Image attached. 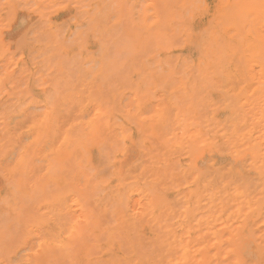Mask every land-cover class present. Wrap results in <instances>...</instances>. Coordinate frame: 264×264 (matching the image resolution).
Instances as JSON below:
<instances>
[{
  "label": "rangeland",
  "instance_id": "obj_1",
  "mask_svg": "<svg viewBox=\"0 0 264 264\" xmlns=\"http://www.w3.org/2000/svg\"><path fill=\"white\" fill-rule=\"evenodd\" d=\"M7 1L8 0H2L0 3V264H18V259L22 256L24 261L22 258L21 261L25 264H28L29 261L43 263L45 260L46 262H54L55 260V262H58V259L60 260L61 258L63 260L65 258L62 257V255L64 256L65 249L68 246H75L76 244L87 242L92 244H113L118 248L122 245L128 246L136 245L138 243L139 245L147 246H150L151 243L152 245H172L177 244L179 240V243L181 244L191 243L190 245L192 247L195 245L194 247L196 248L193 247L191 262L185 264H235L232 248L241 242V227L240 224H238L240 223L239 220H241L238 209L240 205H238L240 196L236 193V184L234 182H224L221 180L211 181L210 174L215 168L214 163L218 161L220 165H224L225 172H223V174L228 175L226 173L228 163L232 162L236 168H238V166L241 167L243 162H245V158L250 157V154L248 153L243 158L238 159L231 155V151L229 152L226 150L227 148L223 149L216 147L215 141L212 139L210 140L209 137L213 134L218 144L223 142L227 139L226 135L230 131H233V120H239L240 117L244 116L243 118L247 119L249 123L253 122V124H251L253 128L251 134L257 138L261 145L262 152L264 153V119L261 118L257 120L260 115V109L264 108V88H261V85H264V75H261L264 71L260 69L258 71L257 66L260 68L259 65H257L256 62H251L249 68L242 69L240 67L236 70L224 69L221 73L220 69L213 70V68L205 67L204 64L199 65L197 62L199 61V54L192 52L189 47L183 49V46L181 45L182 42H179V44H177L178 47L174 49V52L170 53H162L161 50L156 47V44H154V46L151 45V49L147 48V44L150 46L153 40L152 32L156 31L155 28H157L156 26H158V24L146 25L145 20L150 24L155 21L156 17L159 19L162 18L161 20H164V18L168 20L170 17V10H174L175 7L174 2L170 0H167L166 2L163 0H153L149 2L148 0L147 7L142 0H9L11 3ZM78 1H80V3ZM145 2L147 1L145 0ZM153 8L154 11L152 10ZM146 10L150 13L143 14L147 12ZM151 10L153 13H151ZM192 12V4L187 8H178L176 11L177 18H188ZM97 13L99 15H97ZM98 16H100V18L103 16L104 19L101 20ZM173 16H175V14L171 17ZM21 18H25L27 21L25 20L23 22ZM105 19H107V21H104ZM129 20L130 22H128ZM170 21L171 20L168 21V25L166 22V25L170 28L167 31L170 33H178V27L175 25L177 28L174 29V24L169 25ZM127 22L129 24L124 25ZM132 24L134 26H132ZM260 26V33L264 35V25ZM127 27L130 28L127 29ZM109 28L115 30L112 31L116 32V36L114 33L112 34V31ZM200 28L201 27L199 26V29ZM106 30L109 31L107 36L105 35L107 32ZM118 30L120 32H118ZM60 31L62 33H60ZM234 32L235 30H231L230 34H233ZM129 33H132V35ZM51 34H54V36ZM104 36L107 38L105 39ZM45 37L47 38L45 39ZM92 37L94 39H92ZM121 37H123V39ZM124 37L127 39L125 40ZM176 37L177 36H174V38ZM109 38L111 40H108ZM118 39L120 40L118 41ZM121 39L124 43L121 42ZM65 42H67V44H65ZM110 45H112L110 49L115 51L113 53L114 55H112L113 57L110 56L111 53L110 50H108ZM86 47H88V49H86ZM120 47L127 52L123 49L121 50ZM142 48H144L143 51ZM145 49H150L151 51L149 50L147 52ZM122 51L125 53L122 54ZM138 52L140 54H146L147 56H135ZM39 54H42V56ZM46 55L48 58L45 57ZM54 55L56 57H54ZM121 55L125 57L122 56V58L119 59ZM66 57L67 59H65ZM137 57L140 58L141 65L137 64L139 62ZM141 57L143 58L141 59ZM235 57L236 61H240L239 56L236 55ZM129 58H132V60ZM168 59L170 62H172L171 59L173 61L175 59V61L170 63L168 62ZM134 60L138 62L135 64ZM16 61L18 64H16ZM63 61L65 63H63ZM75 61H78V63ZM240 62L238 63L241 64ZM66 63L67 65L70 64L69 68L70 66L76 67L77 64L79 69L75 67L72 68L73 70L71 68L69 69ZM125 63L126 65L128 64V68L129 66L131 67L128 70L132 71L133 69L131 72L133 75H131L130 72H127L128 70L127 66L125 68ZM55 64L57 67H55ZM121 68H124V72L126 69L127 74H123V77L126 76L125 81L126 79L128 80L126 83L122 74L120 75L123 79L122 82L124 85H122V82L118 81L117 78L120 73H123ZM55 69L56 71H54ZM50 71L54 72L52 73ZM115 71L118 74H116ZM57 72L58 76L56 75ZM100 73L102 74L99 75ZM110 73L113 75L111 76ZM97 76L100 77V80L98 79V81L96 80ZM114 76H116L114 78L115 82L112 79H109ZM54 77L55 79H53ZM51 78L52 81L50 80ZM60 79L62 80L60 81ZM69 79L72 82H70ZM76 79L78 81L80 80V85ZM130 79L132 80L130 81ZM142 79L143 81L141 82ZM225 79L226 81H224ZM106 80H108L107 82L109 85L105 83ZM119 80H121V78ZM235 80L239 82H237L239 85L235 83ZM63 81H65V84ZM88 81L89 83H87ZM66 82L68 83L66 84ZM104 83L106 86L110 87L109 91H111V88L114 90L108 92V89L106 90V87H103L105 86ZM256 83L257 85L254 87ZM61 84L63 87H61ZM70 84H72L73 87ZM100 84L102 87L99 88ZM125 84L128 86L126 87ZM58 85H60V88ZM65 85L71 89L67 90ZM120 85H122V87L119 89ZM130 85L132 86L130 87ZM167 86H169V88ZM61 88H65L67 91H63ZM198 88L200 90H197ZM222 88H224V90ZM245 89H247V92ZM103 90L105 91L104 93ZM251 90L252 93H249ZM116 91H119L120 93H116ZM225 91L230 95H225ZM107 92L108 94L112 93L114 100L115 97L117 98L116 101L112 100L113 96L111 99L110 95H107ZM98 93L102 94L105 99L103 97L97 99L96 97H98ZM231 95L232 97H230ZM91 96H94L95 98H91ZM233 96L235 98L234 104L232 103L234 99ZM245 98H248V100H245ZM137 99L139 102L136 101ZM108 100L114 102L107 103ZM236 101L237 104L235 105ZM132 102L133 104L137 103L133 105ZM229 102L231 109L229 108ZM75 103L77 104L76 107ZM109 103H111L112 106ZM114 103L115 106L120 107V109H116ZM118 104H120V106H117ZM45 105L52 109L47 110L48 108H46ZM95 106L99 109L101 108V111L98 112V109L96 112L95 109L97 108H95ZM137 108H140L139 111ZM45 110L48 111L47 115H45ZM38 111L40 114L37 113ZM49 111H51L52 114ZM172 111L174 112L173 114ZM60 114L62 115L60 116ZM86 114H90V116H87ZM91 114L92 116L93 114L95 115L91 117ZM49 115L50 118L48 117ZM103 115L106 116L104 117ZM87 118H90V120L88 121ZM170 118H174V120L172 119L173 122ZM59 119L62 120V122ZM133 120H135L134 123ZM159 123H161L160 126H158L160 131L157 128ZM169 123H172L170 124V126H172L171 128H167L169 127ZM226 123L228 124L226 125ZM45 125H48V127L45 128ZM183 125H185V127H183ZM87 126L88 128H86ZM240 126H243V122L240 123L239 128ZM244 127L239 131H245ZM167 129H169V131ZM180 129H182L181 132ZM187 129L189 131H187ZM224 132L225 135L223 134ZM170 133H173V137L169 136ZM56 136L58 137V140ZM63 136L64 139H62ZM109 138L111 140H109ZM115 138L118 143L114 142ZM51 140L54 143L49 142ZM105 140L106 143H103ZM107 141H109L111 145L109 142V144H107ZM157 143H159L161 147H159ZM106 144L111 146L114 152L110 151L111 147L108 146L110 149L104 147ZM99 146H103L105 149L103 147L99 148ZM78 147L79 150H77ZM116 148L118 149L116 150ZM102 149H104L105 153H103L105 155L107 153L106 157L101 154V156H104L102 158H106L105 161H108L109 165L107 166H111L110 168L113 167V170H109V167L107 169L110 171V174L108 175L109 177L106 176L108 173L107 170L105 171L103 169L106 167L107 162L106 164L100 162L101 157L98 153H101L103 151ZM182 149L184 150L181 151ZM175 150H179L180 152L178 151L179 153H176ZM161 151L163 152L160 153ZM172 152L173 154H171ZM26 153L28 154L25 155ZM77 154H81V157ZM110 154H113V156ZM224 154H226V156ZM19 155L22 156L19 157ZM85 156L86 158H84ZM107 156H109V159ZM15 157L17 160H15ZM73 158L74 160H77L76 163ZM71 160L73 162H71ZM248 162L249 161H246V172L255 176L256 172L254 169L253 171L250 169L252 166L249 165ZM42 164L44 166H42ZM178 166L180 169L177 168ZM17 172L19 175L15 174ZM2 174L4 176H2ZM189 174H192V176ZM65 178L66 182L64 181ZM134 179L136 181H134ZM52 182L55 183V185L52 184ZM60 182L62 183L60 184ZM72 183H74V185ZM51 185L53 188L58 189L54 190L52 188L53 192ZM23 186L26 187L24 188ZM74 190H76V192ZM76 193L82 199L78 196L76 199L74 197L77 195ZM138 194L139 196L142 195V198L139 201L140 205H138ZM124 195H126L125 198H123ZM67 196L71 198V201L76 199L74 200L76 203L71 202ZM182 197L184 200H182ZM146 198L149 199L147 200ZM33 201L35 202L32 203ZM91 202L93 204H91ZM175 202L178 204H175ZM31 203L34 204V206L30 205ZM47 205L50 210H46ZM179 205L185 209H181ZM55 208H58L56 209L58 211V216H56L57 214L53 216ZM135 208L136 210L134 212ZM72 209H74V211H80L78 214H81V216L85 218L81 216L77 218L78 214L76 212L74 213ZM96 209L99 210V213ZM51 211L53 214H50ZM107 212H110L109 214L112 215L111 217L114 219L112 222L110 221L111 218L107 216ZM232 212L234 214H232ZM68 213H71V215L67 216L66 214ZM102 213H104L105 216L104 214L102 215ZM256 215L251 216L252 219L254 218L252 221L253 225H251V233L249 230H246L245 232L250 234L254 240V242L253 240L250 242V245H252L251 248L253 249L258 245H264V209ZM60 216L66 217L61 218ZM170 216H173V218ZM56 217L57 219H55ZM103 217L106 219H102ZM163 217L165 219L162 220ZM63 218L64 220H62ZM73 218H77V220L75 219L77 222H72L71 219ZM20 219L23 220L21 221ZM46 219L51 220L49 221L50 224ZM66 219L68 221H66ZM179 220L182 221L180 222ZM188 221L189 223H187ZM21 222L23 224H20ZM104 222L105 224H103ZM155 222L156 224H160L155 225ZM63 223L65 224L63 225ZM223 223H227V225H221ZM175 224L181 225L182 227H178ZM187 225L190 229L186 228ZM70 226L73 228L71 229ZM205 226L208 230H205ZM84 227H86V230ZM45 228L46 231L44 230ZM60 228L61 232L59 233ZM65 228H67V230ZM56 229L58 232H55ZM189 230L191 231V234L187 233ZM66 232L69 233L67 234ZM44 233L45 235L43 236ZM86 233L89 234L88 240L86 236L88 234ZM179 233L180 236L178 235ZM102 234L103 236L105 235L104 238L106 240L101 239V237H103ZM134 234L137 235V239H135L136 235ZM142 234L144 236H142ZM207 234L208 236H206ZM91 235L94 238H92ZM216 236L218 239L214 240ZM43 237H48V239L46 238L44 240ZM58 237L60 239H58ZM62 237H64V239ZM170 237H173L174 239H171ZM36 238L42 242L41 246ZM177 238L178 240H176ZM184 238H188L186 240L187 243L185 241L183 242V240H185ZM53 239L57 241L60 240L61 242L65 240L66 243L60 242L56 244L57 242ZM145 239L147 243L144 241ZM201 239L204 240L203 242L207 243L201 245L200 243H203L202 241H199ZM171 240L173 243H171ZM196 243L198 244L196 245ZM14 244L16 245L13 246ZM38 244L39 246H37ZM35 245L37 246V249L35 248ZM57 246L61 252L58 249L54 251ZM27 247L29 248L27 249ZM218 249L220 253L219 256L216 257L214 253ZM10 250L13 251L11 252ZM57 251H59V254H57ZM44 256H46V259ZM17 257L18 259H15ZM52 257L55 259L54 261ZM16 260L18 261L16 262ZM21 261L19 264H23Z\"/></svg>",
  "mask_w": 264,
  "mask_h": 264
},
{
  "label": "bare ground",
  "instance_id": "obj_2",
  "mask_svg": "<svg viewBox=\"0 0 264 264\" xmlns=\"http://www.w3.org/2000/svg\"><path fill=\"white\" fill-rule=\"evenodd\" d=\"M1 1L2 0H0V3H1ZM9 1V0H8ZM7 1V2H8ZM13 1V0H12ZM83 1V0H82ZM142 1H144V4H146L145 6L147 7V3H148V0H146L147 2H145V0H142ZM150 1H153V0H149V2ZM163 1H167V0H163ZM170 1H172V2H174V10H170V17H169V19L167 20L166 18H164V20H161V19H159V18H155V21H153V23H148V22H146V20H145V24L146 25H154V24H158V26H156L157 28H155V32H152L153 33V40H152V42H151V39H150V42H151V44H150V46H148L149 44H147V48H150L151 47V45L152 46H154V44H156V47L158 48V49H160L161 50V52L162 53H170V52H174V49L175 48H177L178 47V45L177 44H179V42H182V48L183 49H185V48H187V47H189L190 49H191V51L192 52H196V53H198L199 54V58H198V60L199 61H197L198 62V64L199 65H202V64H204L205 65V67H207V68H213V70H218V69H220L221 70V73L224 71V69H228V70H236L237 68H244V69H246V68H249V66L251 65V62H256V64L257 65H259V67L260 68H258V66H257V69H258V71H259V69L260 70H262V71H264V35L263 34H261L260 32H261V26L260 25H264V0H170ZM198 1H200V2H198ZM10 3H11V1H9ZM74 2V1H73ZM79 3H80V1H78ZM14 3V2H13ZM55 3V2H54ZM36 4H38V3H36ZM40 4H41V2H40ZM57 4V3H56ZM66 4V3H65ZM138 4H139V2H138ZM142 4V3H141ZM190 4H192L193 5V12H192V14H190V16L187 18H183V19H179V18H177V13H176V11H177V9L179 8H183V7H189V5ZM64 5V4H63ZM144 6V5H143ZM150 7V6H149ZM148 7V8H149ZM42 8H43V6H42ZM47 8H48V6H47ZM46 8V9H47ZM144 8V7H143ZM143 8H142V10H143ZM147 8V9H148ZM150 9V8H149ZM48 10V9H47ZM63 10V9H62ZM153 11H154V8L152 9ZM151 10V13H153V11ZM2 11V10H1ZM45 11V10H44ZM50 11V10H49ZM147 11V10H146ZM185 11V10H184ZM142 12V11H141ZM143 12H145V11H143ZM156 12V11H155ZM1 13V12H0ZM146 13H150L149 11H147V12H145V13H143V14H146ZM175 14V16H173V17H171L172 15H174ZM97 15H99L98 13H97ZM104 15V14H103ZM138 15V14H137ZM136 15V16H137ZM150 15V14H149ZM24 16V15H23ZM23 16H22V18H23ZM105 16V15H104ZM152 16V15H151ZM99 17V19H101V20H103L104 19V17L102 16V18H100V16H98ZM98 17H97V19H98ZM153 17V16H152ZM21 18V20H23V22L26 20L27 21V19H25L26 18V15H25V18L24 19H22ZM99 19H98V21H99ZM126 19V18H125ZM153 19V18H152ZM127 20V19H126ZM137 20V19H136ZM144 20V19H143ZM154 20V19H153ZM169 20H171L170 22H169V25H173L174 24V29H176L177 27H178V33H170V32H168L167 30L168 29H170V28H168V21ZM97 21V20H96ZM104 21H107V19H105ZM132 21V20H131ZM47 22H48V20H47ZM93 22V21H92ZM111 22V21H110ZM109 22V23H110ZM113 22V21H112ZM128 22H130V20L128 21ZM125 23L124 25H126V24H129V23ZM135 22V21H134ZM141 22V21H140ZM166 22H167V25H166ZM53 23V22H52ZM108 23V24H109ZM139 23V22H138ZM47 24V23H46ZM87 24V23H86ZM114 24V23H113ZM140 24V23H139ZM101 25H102V23H101ZM101 25H100V27H101ZM142 25V24H141ZM177 27H176V26ZM85 26V25H84ZM118 26H120V25H118ZM132 26H134L133 24H132ZM199 26L201 27L200 29H199ZM61 27V26H60ZM103 27V26H102ZM123 27V26H122ZM137 27V26H136ZM139 27V26H138ZM92 28V27H91ZM98 28H99V26H98ZM118 29H119V27H117ZM126 28V27H125ZM128 28H130V27H127V29ZM3 29V28H2ZM56 29V28H55ZM110 29V28H109ZM142 29H144V28H142ZM58 30V29H57ZM85 30V29H84ZM83 30V31H84ZM111 30V29H110ZM112 30H114V29H112ZM111 30V31H112ZM117 30V29H116ZM119 30H121V29H119ZM118 30V32H120ZM126 30V29H125ZM231 30H235V32L233 33V34H230V31ZM1 31H3V30H1ZM103 31V30H102ZM107 31V30H106ZM115 31V30H114ZM151 31V30H150ZM171 31V30H170ZM4 32V31H3ZM33 32V31H32ZM64 32V31H63ZM109 31H107L106 32V36H107V33H108ZM264 32V31H263ZM5 33V32H4ZM60 33H62L61 31H60ZM59 33V34H60ZM76 33V32H75ZM100 33H101V31H100ZM114 33V35H115V33L116 32H113L112 31V34ZM128 33V32H127ZM42 34V33H41ZM119 34V33H118ZM130 35H132V33H129ZM135 34V33H134ZM149 34H151V33H149ZM179 36H178V35ZM51 35H53L54 36V34H51ZM62 35V34H61ZM60 35V36H61ZM113 35V36H114ZM1 36V35H0ZM37 36H39V35H37ZM50 36V35H49ZM55 36H56V34H55ZM106 36H104L105 37V39L107 38ZM116 36V35H115ZM174 36H177L176 38H174ZM90 37V36H89ZM127 37V36H126ZM126 37H124L125 38V40L127 39ZM5 38V37H4ZM7 38V37H6ZM43 38V37H42ZM47 37H45V39H46ZM56 38V37H55ZM122 39H123V37H121ZM142 38V37H141ZM61 39V38H60ZM92 39H94L93 37H92ZM111 39H112V37H111ZM110 38L108 39V40H111ZM122 39H121V42H123L122 41ZM143 39V38H142ZM42 40V39H41ZM44 40V39H43ZM107 40V41H108ZM115 40V39H114ZM120 39H118V41H119ZM135 40H137V39H135ZM61 41V40H60ZM66 41V40H65ZM41 42V41H40ZM80 42V41H79ZM95 42V41H94ZM99 42V41H98ZM113 42V41H112ZM126 42V41H125ZM55 43V42H54ZM109 43H110V41H109ZM118 43H120V42H118ZM124 43V42H123ZM140 43V42H139ZM138 43V44H139ZM1 44V43H0ZM65 44H67V42H65ZM73 44H74V42H73ZM72 44V45H73ZM112 44V43H111ZM68 45H69V43H68ZM112 45H114V44H112ZM112 45H110L109 46V49L108 50H110V53H111V55L110 56H112V55H114L113 53L115 52V51H113V50H111L110 48L112 47ZM116 45V44H115ZM121 45V44H120ZM2 46V45H1ZM14 46V45H13ZM12 46V47H13ZM67 46V45H66ZM82 46V45H81ZM85 46H87V45H85ZM3 47V46H2ZM30 47V46H29ZM115 47V46H114ZM113 47V48H114ZM144 47V46H143ZM70 48H72V47H70ZM80 48V47H79ZM78 48V49H79ZM103 48V47H102ZM105 48H106V46H105ZM121 48V47H120ZM8 49V48H7ZM49 49V48H48ZM78 49H76V50H78ZM86 49H88V47H86ZM117 49H119V48H117ZM123 48H121V50H122ZM143 49L144 48H142V51H143ZM151 49V48H150ZM149 49V50H150ZM29 50H30V48H29ZM35 50V49H34ZM59 50V49H58ZM107 50V51H108ZM120 50V49H119ZM124 50V49H123ZM145 50H147V49H145ZM149 50H147V52L149 51ZM153 50V49H152ZM61 51V50H60ZM112 51V52H111ZM125 51V50H124ZM151 51V50H150ZM154 51V50H153ZM152 51V52H153ZM45 52V51H44ZM91 52V51H90ZM125 52H127V51H125ZM125 52H121L122 54L123 53H125ZM141 52V51H140ZM147 52L145 51V53L147 54ZM175 52H176V50H175ZM42 53V52H41ZM88 53V52H87ZM107 53V52H106ZM109 53V54H110ZM120 53V54H121ZM128 53H129V51H128ZM5 54V53H4ZM12 54V53H11ZM43 54V53H42ZM42 54L40 55V56H42ZM46 54V53H45ZM101 54V53H100ZM146 54H140L139 52L135 55V56H138V55H140V56H142L143 55V57H144V55H146ZM172 54V53H171ZM118 55H119V53H118ZM125 55V54H124ZM239 56V58H240V61H242V62H240V61H236V57L235 56ZM22 56V55H21ZM29 56V55H28ZM38 56V55H37ZM39 56V57H40ZM59 56V55H58ZM57 56V57H58ZM67 56V55H66ZM107 56V55H106ZM109 56V55H108ZM109 56V57H110ZM122 56L123 55H121V57L119 58V59H121L122 58ZM147 56V55H146ZM20 57V56H19ZM45 57H47L48 58V56L46 55ZM54 57H56L55 55H54ZM113 57V56H112ZM123 57H125V56H123ZM143 57H141V59L143 58ZM156 57H158V56H156ZM155 57V58H156ZM164 57V56H163ZM177 57V56H176ZM235 57V58H234ZM13 58H15V57H13ZM12 58V59H13ZM18 58V57H17ZM80 58V57H79ZM135 58V57H134ZM138 58V57H137ZM238 58V59H239ZM65 59H67V57L65 58ZM84 59V58H83ZM130 60H132V58H129ZM139 60V62L138 61H135L134 60V62H135V64L137 63V64H140L141 65V63H140V58H138ZM146 59V58H145ZM173 59V58H172ZM171 59V61L172 62H174L175 61V59H174V61ZM32 60V59H31ZM49 60V59H48ZM47 60V61H48ZM54 60V59H53ZM52 60V61H53ZM77 60V59H76ZM39 61V60H38ZM46 61V62H47ZM59 61V60H58ZM79 61V60H78ZM78 61H75V62H77L78 63ZM147 61V60H146ZM17 62V61H16ZM68 62V61H67ZM70 62V61H69ZM72 62H73V60H72ZM107 62V61H106ZM119 62H120V60H119ZM168 62H170L169 61V59H168ZM172 62H170V63H172ZM238 62H240L241 64H239ZM40 63V62H39ZM42 63V62H41ZM56 63V62H55ZM63 63H65L64 61H63ZM74 63V62H73ZM127 63H129V62H127ZM131 63V62H130ZM16 64H18V62L16 63ZM53 64V63H52ZM76 64V63H75ZM108 64V63H107ZM184 64V63H183ZM15 65V64H14ZM13 65V66H14ZM66 65H67V63H66ZM70 65V64H69ZM69 65H67V67L69 68ZM6 66V65H5ZM41 66V65H40ZM82 66V65H81ZM98 66V65H97ZM96 66V67H97ZM124 66V65H123ZM126 66H127V70L129 69V68H131L130 66H129V68H128V64L126 65V63H125V68H126ZM139 66V65H138ZM42 67V66H41ZM55 67H57L56 66V64H55ZM73 67H75V66H73ZM72 66H70V68L72 69L73 68ZM105 67V66H104ZM142 67H143V65H142ZM194 67V66H193ZM40 68V67H39ZM48 68V67H47ZM69 68V69H70ZM75 68H78L77 67V64H76V67ZM95 68V67H94ZM120 68V67H119ZM182 68V67H181ZM11 69H12V67H11ZM44 69V68H43ZM66 69V68H65ZM79 69V68H78ZM98 69H100V68H98ZM124 69V68H123ZM122 68H121V70L123 71V73H120V71H119V76H117L116 74H118L116 71V76H117V78H118V81H123V79H124V81H125V77L126 76H124L123 77V74L125 73V75H127L126 74V69H125V72H124V70H123ZM153 69V68H152ZM196 69V68H195ZM45 70H46V68H45ZM73 70V69H72ZM82 70H83V68H82ZM84 70H85V68H84ZM90 70V69H89ZM88 70V71H89ZM103 70H104V68H103ZM136 70H138V69H136ZM142 70V69H141ZM144 70V69H143ZM159 70V69H158ZM241 70V69H240ZM54 71H56V69L54 70ZM54 71H50V72H54ZM58 71V70H57ZM69 71V70H68ZM76 71V70H75ZM78 71V70H77ZM102 71V70H101ZM118 71V70H117ZM121 71V72H122ZM132 71H133V69H132ZM132 71H130V70H128L127 72L129 73H131ZM147 71V70H146ZM179 71V70H178ZM183 71V70H182ZM243 71V70H242ZM246 71V70H245ZM59 72V71H58ZM58 72H57V76H58ZM66 72V71H65ZM159 72V71H158ZM64 73V72H63ZM70 73H73V72H70ZM147 73V72H146ZM216 73H217V71H216ZM219 73V72H218ZM243 73V72H242ZM60 74H61V71H60ZM82 74H83V72H82ZM102 73H100L99 75H101ZM122 74V77H123V79H122V77H120V75ZM156 74V73H155ZM195 74V73H194ZM201 74V73H200ZM247 74V73H246ZM5 75V74H4ZM41 75H43V74H41ZM67 75V74H66ZM73 75V74H72ZM77 75V74H76ZM110 75H111V73H110ZM113 75V74H112ZM111 75V76H112ZM131 75H133V73H131ZM140 75H141V73H140ZM223 75V74H222ZM261 75H264V73L263 74H261ZM55 76V75H54ZM82 76V75H81ZM88 76V75H87ZM105 76V75H104ZM103 76V77H104ZM109 76V75H108ZM116 76H114L113 78H109V79H112L113 81H114V78L116 77ZM129 76V75H128ZM158 76V75H157ZM160 76V75H159ZM249 76V75H248ZM40 77H42V76H40ZM50 77V76H49ZM75 77H77V76H75ZM121 78V80H119L120 78ZM156 77V76H155ZM222 77V76H221ZM235 77V76H234ZM256 77V76H255ZM258 77V76H257ZM58 78V77H57ZM64 78V77H63ZM67 78V77H66ZM247 78V77H246ZM250 78V77H249ZM262 78H263V76H262ZM49 79V78H48ZM53 79H55V77L53 78ZM71 79V78H70ZM69 79V80H70ZM98 79L100 80V77H98L97 76V78H96V80L98 81ZM159 79V78H158ZM235 79V78H234ZM259 79V78H258ZM51 81H52V78L50 79ZM62 79H60V81H61ZM65 80V79H64ZM71 80H73V79H71ZM70 80V82H72ZM104 80V79H103ZM116 80V79H115ZM132 79H130V81H131ZM160 80V79H159ZM34 81V80H33ZM76 81H78L77 79H76ZM105 81V80H104ZM108 80H106V84H108V82H107ZM126 81H128L127 79H126ZM126 81H125V83H126ZM143 81V79L141 80V82ZM147 81V80H146ZM149 81V80H148ZM221 81V80H220ZM224 81H226V79L224 80ZM236 81V80H235ZM65 81H63V83H64ZM79 82H80V80L78 81V84H79ZM110 82H112V81H110ZM115 82V81H114ZM238 81H236L235 83L237 84V85H239L238 83H237ZM245 82V81H244ZM60 83V82H59ZM68 82H66V84H67ZM87 83H89V81L87 82ZM87 83H86V85H87ZM104 83V84H105ZM113 83V82H112ZM120 83V82H119ZM149 83V82H148ZM241 83V82H240ZM262 83V82H261ZM65 84V83H64ZM106 84H105V86H103L106 90L108 89V92H111L112 90H114L113 88H111L110 90L111 91H109V88L110 87H108V86H106ZM114 84V83H113ZM112 84V85H113ZM129 84H130V82H129ZM71 86H72V84H70ZM74 85V84H73ZM80 85V84H79ZM89 85V84H88ZM109 85V84H108ZM122 85H124L123 84V82H122ZM122 85H120L119 86V89H120V87H122ZM216 85V84H215ZM257 85V83L254 85V87ZM258 85H259V82H258ZM60 85H58V87H59ZM66 86V85H65ZM94 86H96V85H94ZM113 86H115V85H113ZM117 86V85H116ZM125 86L127 87L128 85H126L125 84ZM132 85H130V87H131ZM134 86V85H133ZM136 86V85H135ZM212 86V85H211ZM61 87H63L62 86V84H61ZM67 88V90L68 89H71V88H68V86H66ZM70 87V86H69ZM73 87V86H72ZM89 87V86H88ZM100 87H102L101 86V84H100V86H99V88ZM168 88H169V86H167ZM245 87V86H244ZM259 87H260V85H259ZM60 88V87H59ZM76 88V87H75ZM129 88V87H128ZM202 88H204V87H202ZM261 88H264V85L262 86L261 85ZM52 89V88H51ZM54 89V88H53ZM61 89H63V91H67L65 88H61ZM89 89V88H88ZM104 89V90H105ZM223 90H224V88H222ZM252 89H253V87H252ZM103 90V93L105 92ZM117 90H118V88H117ZM123 90V89H122ZM121 90V91H122ZM197 90H200L199 88L197 89ZM246 90V92H247V89H245ZM57 91V90H56ZM87 91V90H86ZM167 91V90H166ZM184 91V90H183ZM205 91H206V89H205ZM55 92V91H54ZM102 92V91H101ZM108 92H107V95H110V98L112 99V96H113V94L112 93H109L108 94ZM117 92H119V91H116V93ZM129 92V91H128ZM147 92V91H146ZM185 92V91H184ZM243 92V91H242ZM120 93V92H119ZM249 93H252V90H251V92H249ZM25 94H26V92H25ZM63 94V93H62ZM106 94V93H105ZM112 94V95H111ZM123 94V93H122ZM192 94H194V93H192ZM196 94V93H195ZM79 95V94H78ZM100 95V96H99ZM104 95V94H103ZM117 95V94H116ZM119 95H121V94H119ZM136 95V94H135ZM134 95V96H135ZM225 95H230V94H227L226 93V91H225ZM233 95V94H232ZM232 95L230 96V97H232ZM242 95H244V94H242ZM56 96V95H55ZM183 96V95H182ZM195 96V95H194ZM249 96V95H248ZM25 97V96H24ZM94 97V96H93ZM92 96H91V98H93ZM99 97H103L104 98V96H102V94H99L98 93V97H96L97 99L99 98ZM118 97V96H117ZM181 97V96H180ZM227 97V96H226ZM35 98V97H34ZM56 98V97H55ZM78 98H79V96H78ZM85 98V97H84ZM87 98V97H86ZM95 98V97H94ZM100 98V99H101ZM119 98V97H118ZM167 98V97H166ZM189 98V97H188ZM233 98H234V96H233ZM47 99V98H46ZM105 99V98H104ZM116 97H115V100H114V96H113V99L112 100H114V101H116ZM126 99V98H125ZM144 99V98H143ZM194 99H196V98H194ZM230 99V98H229ZM244 99V98H243ZM25 100V99H24ZM35 100V99H34ZM84 100V99H83ZM86 100V99H85ZM112 100H108L107 101V103L108 102H111V103H113L114 101H112ZM166 100V99H165ZM232 100V99H231ZM234 100H235V98L233 99V101H232V103L234 104ZM245 100H248V98H245ZM137 102H139L138 101V99L136 100ZM181 101V100H180ZM189 101V100H188ZM25 102V101H24ZM49 102V101H48ZM136 102V103H137ZM184 102V101H183ZM196 102V101H195ZM21 103V102H20ZM68 103H69V101H68ZM85 103V102H84ZM106 103V102H105ZM111 103H109L110 105H111ZM118 103H119V101H118ZM124 103V102H123ZM136 103H134V104H136ZM157 103V102H156ZM188 103V102H187ZM200 103V102H199ZM231 103V104H232ZM6 104V103H5ZM50 104V103H49ZM117 104V103H116ZM121 104V103H120ZM120 104H118L117 106H120ZM129 104V103H128ZM132 104H133V102H132ZM133 104V105H134ZM158 104V103H157ZM181 104V103H180ZM237 104V101L235 102V105ZM76 103H75V107H76ZM126 105H127V103H126ZM131 105V104H130ZM132 105V106H133ZM138 105V104H137ZM156 105V104H155ZM158 105H160V104H158ZM157 105V106H158ZM204 105V104H203ZM228 105V104H227ZM229 105H230V102H229ZM239 105V104H238ZM19 106V105H18ZM51 106V105H50ZM68 106V105H67ZM97 106V105H96ZM95 106V108H97ZM112 106V105H111ZM114 106H115V103H114ZM193 106V105H192ZM45 107L46 108H48V106L47 105H45ZM60 107V106H59ZM58 107V108H59ZM64 107V106H63ZM99 107H100V105H99ZM122 107V106H121ZM155 107V106H154ZM239 107H240V105H239ZM34 108H35V106H34ZM71 108V107H70ZM105 108V107H104ZM115 108L116 109H120V107H116L115 106ZM144 108V107H143ZM192 108V107H191ZM202 108V107H201ZM207 108V107H206ZM229 108L231 109V105L229 106ZM228 108V109H229ZM50 109H52L51 107H49L47 110H50ZM99 108H97V109H95L96 110V112H97V110H98ZM114 109V108H113ZM138 109V111H139V109L140 108H137ZM150 109V108H149ZM167 109V108H166ZM173 109V108H172ZM193 109V108H192ZM62 110V109H61ZM94 110V109H93ZM92 110V111H93ZM94 110V111H95ZM174 110V109H173ZM52 111V110H51ZM51 111H49V112H51ZM99 111H101V108L98 110V112ZM119 111H121V110H119ZM137 111V112H138ZM29 112V111H28ZM36 112V111H35ZM45 112H46V114H45ZM45 112H44V114L45 115H47L48 114V111H46L45 110ZM73 112V111H72ZM74 112H75V110H74ZM74 112H73V114H74ZM136 112V113H137ZM169 112V111H168ZM19 113H21V112H19ZM19 113H18V115H19ZM29 113H31V112H29ZM38 114H40L39 113V111L37 112ZM58 113V112H57ZM88 113H89V110H88ZM95 113V112H94ZM112 113H113V111H112ZM153 113H155V112H153ZM157 113V112H156ZM170 113H171V110H170ZM174 112L172 111V114H173ZM224 113V112H223ZM259 113H260V115H259V117L257 118V120H259V119H261V118H263L264 119V108H262V109H260V111H259ZM22 114V113H21ZM20 114V115H21ZM43 114V115H44ZM51 114H52V112H51ZM50 114V115H51ZM167 114V113H166ZM228 114V113H227ZM44 115V116H45ZM50 115L48 116L49 118H50ZM62 114H60V116H61ZM65 115H66V113H65ZM72 115V114H71ZM80 115V114H79ZM87 116H90V114L88 115V114H86ZM95 114H93V116H94ZM52 116V115H51ZM78 116V115H77ZM82 116V115H81ZM86 116V117H87ZM92 116V114H91V117H93ZM104 117L106 116V115H103ZM144 116V115H143ZM182 116V115H181ZM184 116H185V114H184ZM184 116H182V117H184ZM201 116V115H200ZM16 117V116H15ZM18 117V116H17ZM39 117V116H38ZM56 117V116H55ZM54 117V118H55ZM62 117H64V116H62ZM83 117V116H82ZM96 117V116H95ZM102 117V116H101ZM132 117V116H131ZM130 117V118H131ZM171 117H172V115H171ZM202 117V116H201ZM244 116H242V117H240L239 118V120H237V119H235V120H233V131H230L226 136H227V139L226 140H224L223 142H221V143H217V141L215 140V136L213 135V134H211L210 135V137H209V139L211 140H213V141H215V143H216V147H219V148H227L226 150H228L229 152L231 151V155H233V156H235L236 158H238V159H241V158H243L246 154H250V157H246L245 158V162H243V164H242V166L241 167H239L238 166V168H236L235 166H234V164L232 163V162H230V163H228L227 164V170H226V173L228 174V175H224L223 174V172H225L224 170V165H220L219 163H218V161L217 162H215L214 163V165H215V168L213 169V171H211V174H210V179H211V181L212 180H221V181H224V182H234L236 185H235V190H236V193H237V195H239L240 196V201H239V203H238V205H239V207H238V209H239V216L241 217V220H239L240 221V223H238V224H240V227H241V230H240V233H241V235H240V238H241V242L240 243H238V244H236L235 246H233V248H232V251H233V253H234V259H235V264H264V245L263 246H260V245H258L255 249H253V248H251V246L252 245H250V242L253 240L252 239V237L250 236V234H247V233H245L246 232V230H249V232L251 233V231H252V228H251V225H253L252 224V221H253V219L251 218V216L252 215H256V214H258V213H260V212H262V209H264V153L262 152V148H261V145L259 144V142H258V140H257V138L253 135V134H251L252 133V125L251 124H253V122H251V123H249L248 122V120L247 119H245V118H243ZM40 118H41V116H40ZM48 118V119H49ZM54 118H52V119H54ZM65 118V117H64ZM103 118V117H102ZM101 118V119H102ZM115 118V117H114ZM169 118V117H168ZM12 119V118H11ZM28 119V118H27ZM27 119H25V120H27ZM29 119H30V117H29ZM28 119V120H29ZM57 119V118H56ZM63 119V118H62ZM67 119V118H66ZM65 119V120H66ZM88 119V118H87ZM86 119V120H87ZM107 119V118H106ZM132 119H133V117H132ZM171 119V118H170ZM173 120H174V118H172ZM171 119V120H172ZM182 119V118H181ZM230 119V118H229ZM31 120V119H30ZM29 120V121H30ZM60 120V119H59ZM85 120V121H86ZM90 120V118L88 119V121ZM92 120V119H91ZM108 120V119H107ZM114 120V119H113ZM113 120H111V121H113ZM149 120V119H148ZM173 120H172V122H173ZM228 120V119H227ZM18 121V120H17ZM28 121V122H29ZM51 121V120H50ZM55 121V120H54ZM61 122H62V120H60ZM134 121L135 120H133V123H134ZM21 122V121H20ZM22 122H24V121H22ZM45 122V121H44ZM55 122H57V121H55ZM59 122V121H58ZM70 122H71V120H70ZM94 122V121H93ZM116 122V121H115ZM169 122V121H168ZM241 122H243V126L241 127L240 126V128H239V125H240V123ZM26 123V122H25ZM47 123H49V122H47ZM113 123V122H112ZM137 123V122H136ZM156 123V122H155ZM180 123V122H179ZM185 123V122H184ZM249 123V124H248ZM72 124H73V122H72ZM78 124V123H77ZM83 124V123H82ZM143 124V123H142ZM160 124L161 123H159V125H157V128H158V126H160ZM168 124V123H167ZM170 124H172V123H169V127H167V128H171L172 126H170ZM228 123H226V125H227ZM11 125V124H10ZM50 125V124H49ZM55 125V124H54ZM67 125V124H66ZM182 125V124H181ZM9 126V125H8ZM25 126H26V124H25ZM46 126V125H45ZM70 126V125H69ZM68 126V127H69ZM78 126V125H77ZM90 126V125H89ZM245 126V127H244ZM257 126V125H256ZM17 127V126H16ZM28 127H30V126H28ZM48 127V125L45 127V128H47ZM64 127V126H63ZM68 127H66V128H68ZM83 127V126H82ZM106 127V126H105ZM104 127V128H105ZM119 127V126H118ZM148 127V126H147ZM164 127V126H163ZM162 127V128H163ZM165 127H166V123H165ZM183 127H185V125H183ZM227 127H229V126H227ZM244 127V129H245V131H242V132H240L239 130L241 129V128H243ZM18 128H19V126H18ZM23 128V127H22ZM35 128V127H34ZM44 128V127H43ZM80 128V127H79ZM86 128H88V126L86 127ZM180 128H182V127H180ZM25 129V128H24ZM26 129H27V127H26ZM57 129H58V127H57ZM72 129V128H71ZM71 129H70V131H71ZM74 129V128H73ZM85 129V128H84ZM166 129V128H165ZM183 129V128H182ZM182 129H180V132L182 131ZM16 130H17V128H16ZM31 130V129H30ZM49 130V129H48ZM120 130V129H119ZM124 130V129H123ZM123 130H122V132H123ZM158 130H159V128H158ZM168 131H169V129H167ZM185 130V129H184ZM196 130H197V128H196ZM28 131V130H27ZM113 131V130H112ZM157 131V130H156ZM160 131V130H159ZM167 131V132H168ZM187 131H189L188 129H187ZM2 132V131H1ZM17 132V131H16ZM73 132H75V131H73ZM106 132H107V130H106ZM121 132V131H120ZM125 132V131H124ZM128 132V131H127ZM183 132H185V131H183ZM226 132V131H225ZM225 132L223 133L224 135H225ZM24 133V132H23ZM38 133V132H37ZM66 133V132H65ZM68 133V132H67ZM80 133V132H79ZM169 133V132H168ZM174 133V132H173ZM173 133L171 134H169V136H172L173 135ZM188 133V132H187ZM197 133V132H196ZM26 134V133H25ZM36 134V133H35ZM60 134H61V132H60ZM60 134H59V136H60ZM68 134H70V133H68ZM74 134V133H73ZM75 134H77L76 132H75ZM81 134V133H80ZM86 134V133H85ZM99 134V133H98ZM114 134V133H113ZM126 134V133H125ZM125 134H124V137H125ZM183 134H186V133H183ZM78 135V134H77ZM120 135V134H119ZM123 135V134H122ZM146 135H148V134H146ZM15 136V135H14ZM42 136V135H41ZM66 136V135H65ZM150 136V135H149ZM168 136V135H167ZM25 137V136H24ZM45 137V136H44ZM76 137V136H75ZM74 137V138H75ZM78 137V136H77ZM100 137V136H99ZM116 137V136H115ZM120 137H121V135H120ZM123 137V138H124ZM151 137H152V135H151ZM173 137V136H172ZM184 137H185V135H184ZM200 137V136H199ZM56 138H57V140H58V137L56 136ZM73 138V139H74ZM111 138V137H110ZM109 138V140H111ZM62 139H64V136H63V138ZM121 139V138H120ZM154 139V138H153ZM14 140V139H13ZM35 140V139H34ZM108 140V139H107ZM119 140V139H118ZM124 140V139H123ZM11 141V140H10ZM45 141V140H44ZM114 141V140H113ZM178 141H179V139H178ZM49 142H53L52 140L51 141H49ZM56 142V141H55ZM59 142H61V141H59ZM76 142V141H75ZM109 141H107V144H109L108 143ZM115 143L117 142V140H116V138H115V141H114ZM123 142V141H122ZM47 143V142H46ZM54 143V142H53ZM96 143H97V140H96ZM103 143H106V140L103 142ZM118 143V142H117ZM204 143V142H203ZM25 144V143H24ZM60 144V143H59ZM104 145V147H108L109 145ZM121 144V143H120ZM179 144V143H178ZM11 145H12V143H11ZM48 145V144H47ZM54 145V144H53ZM73 145H74V142H73ZM100 145V144H99ZM110 145H111V143H110ZM119 145V144H118ZM157 145H159V143H157ZM113 146H114V144H113ZM116 146H117V144H116ZM124 146V145H123ZM18 147V146H17ZM70 147V146H69ZM103 147V146H102ZM102 147H100L99 146V148H102ZM103 147V148H104ZM109 147H111V146H109ZM108 147V148H109ZM159 147H161L160 145H159ZM213 147H214V145H213ZM2 149V148H1ZM19 149V148H18ZM23 149V148H22ZM46 149H47V147H46ZM105 149V148H104ZM104 149H102L103 151L101 152V153H98V154H100V157H101V163H103V164H106V162H107V164H106V167H104L103 169L106 171L107 169H108V167L109 166H107V165H109L108 164V161L106 160L105 161V159L106 158H102V157H104L103 155H105L104 153ZM110 149V148H109ZM118 148H116V150H117ZM162 149H163V146H162ZM161 149V150H162ZM7 150V149H6ZM9 150V149H8ZM11 150V149H10ZM42 150V149H41ZM77 150H79V147L77 148ZM97 150V149H96ZM108 150V149H107ZM106 150V151H107ZM148 150H149V148H148ZM184 149H182L181 151H183ZM98 151V150H97ZM111 152L113 151L112 150V147H111V150H110ZM119 151V150H118ZM176 151V153L179 151V150H175ZM53 152V151H52ZM77 152V151H76ZM80 152V151H79ZM104 152V153H103ZM114 152V151H113ZM163 151H161L160 153H162ZM180 152V151H179ZM178 152V153H179ZM188 152V151H187ZM15 153V152H14ZM24 153V152H23ZM50 153V152H49ZM48 153V154H49ZM78 153V152H77ZM182 153V152H181ZM216 153H218V152H216ZM28 153H26L25 155H27ZM42 154V153H41ZM74 154V153H73ZM101 154H103L102 156H101ZM109 154V153H108ZM171 154H173V152L171 153ZM187 154V153H186ZM194 154V153H193ZM213 154H215V153H213ZM7 155H9V154H7ZM78 155V154H77ZM81 154H79L78 156H80ZM106 155H107V153H106ZM106 155H105V157H106ZM110 155H112L113 156V154H110ZM195 155H196V153H195ZM208 155V154H207ZM225 156H226V154H224ZM14 156V155H13ZM13 156H11V157H13ZM20 156H22V155H19V157ZM48 156H50V155H48ZM64 156H66V155H64ZM64 156H62L63 158H65ZM75 156H76V154H75ZM75 156H73V157H75ZM98 156V155H97ZM81 157V156H80ZM108 157V159H109V156H107ZM221 157H224V156H221ZM227 157H229V156H227ZM18 158V157H17ZM84 158H86V156L84 157ZM84 158H82L84 161H86ZM114 158V157H113ZM206 158V157H205ZM208 158V157H207ZM235 158V159H236ZM70 159V158H69ZM230 159V158H229ZM232 159H233V157H232ZM4 160V159H3ZM14 160V159H13ZM15 160H17L16 159V157H15ZM48 160V159H47ZM73 160H74V158H73ZM99 160V159H98ZM103 160V161H102ZM150 160V159H149ZM194 160H197V159H194ZM203 160H206V159H203ZM76 161L77 160H74V162L76 163ZM171 161V160H170ZM179 161V160H178ZM239 161V160H238ZM246 161H249L248 162V164L249 165H251L252 167H250V169H252V171H253V169H254V171L256 172V175L255 176H253V175H251V173H247L246 172V167H247V164H246ZM16 162V161H15ZM71 162H73L72 160H71ZM110 162V161H109ZM194 162V161H193ZM207 162V161H206ZM12 163V162H11ZM16 163H18V162H16ZM67 163H69V162H67ZM87 163V162H86ZM90 163V162H89ZM97 163V162H96ZM95 163V164H96ZM164 163H165V161H164ZM180 163V162H179ZM204 163V162H203ZM222 163V162H221ZM28 164H29V162H28ZM177 164V163H176ZM15 165V164H14ZM37 165V164H36ZM45 165H46V162H45ZM68 165V164H67ZM75 165V164H74ZM78 165V164H77ZM100 165V164H99ZM102 165V164H101ZM42 166H44L43 164H42ZM57 166V165H56ZM83 166V165H82ZM85 166H87V165H85ZM84 166V167H85ZM95 166V165H94ZM96 166H97V164H96ZM114 166V165H113ZM180 166V165H179ZM179 166L177 167V168H179ZM183 166V165H182ZM91 167V166H90ZM111 167V166H110ZM109 167V170L110 169H112V168H110ZM38 168V167H37ZM106 168V169H105ZM29 169V168H28ZM73 169H74V166H73ZM72 169V170H73ZM76 169V168H75ZM89 169V168H88ZM95 169V168H94ZM139 169V168H138ZM180 169V168H179ZM18 170V169H17ZM50 170H51V167H50ZM60 170V169H59ZM71 170V169H70ZM109 170H107V175L106 176H108L109 174H110V171ZM113 170V169H112ZM118 170V169H117ZM64 171V170H63ZM98 171H99V169H98ZM102 171V170H101ZM116 171V170H115ZM170 171V170H169ZM49 172V171H48ZM93 172V171H92ZM119 172V171H118ZM66 173V172H65ZM68 173V172H67ZM112 173H114V172H112ZM225 173V174H226ZM16 175H19V173L17 172V173H15ZM26 174V173H25ZM92 174V173H91ZM12 175V174H11ZM32 175V174H31ZM68 175V174H67ZM75 175V174H74ZM115 175V174H114ZM190 175V174H189ZM2 176H4L3 174H2ZM13 176V175H12ZM71 176V175H70ZM84 176V175H83ZM118 176V175H117ZM121 176V175H120ZM188 176V175H187ZM190 176H192V174L190 175ZM203 176V175H202ZM59 177V176H58ZM61 177V176H60ZM109 177V176H108ZM43 178V177H42ZM63 178V177H62ZM61 178V179H62ZM111 178V177H110ZM121 178V177H120ZM119 178V179H120ZM30 179V178H29ZM32 179V178H31ZM186 179V178H185ZM84 180V179H83ZM183 180V179H182ZM64 181L66 182V178L64 179ZM91 181V180H90ZM130 181V180H129ZM128 181V182H129ZM134 181H136L135 179H134ZM20 182V181H19ZM127 182V181H126ZM131 182V181H130ZM62 182H60V184H61ZM68 183V182H67ZM135 183V182H134ZM6 184V183H5ZM4 184V185H5ZM52 184H54L55 185V183H53L52 182ZM73 185H74V183H72ZM111 184V183H110ZM147 184V183H146ZM3 185V184H2ZM23 185V184H22ZM44 185V184H43ZM124 185V184H123ZM27 186H28V184H27ZM24 188L26 187V186H23ZM47 187V186H46ZM127 187V186H126ZM153 187V186H152ZM53 187H52V185H51V189H52ZM70 188V187H69ZM78 188V187H77ZM48 189V188H47ZM54 190H57V189H55V188H53ZM53 189H52V191H53ZM61 189V188H60ZM124 189V188H123ZM25 190V189H24ZM31 190V189H30ZM162 190H163V188H162ZM75 192H76V190H74ZM104 191V190H103ZM136 191V190H135ZM47 192H48V190H47ZM49 192H50V190H49ZM54 192V191H53ZM68 192V191H67ZM99 192V191H98ZM78 193V192H77ZM76 193V194H77ZM91 193H92V191H91ZM138 193V192H137ZM42 194V193H41ZM40 194V195H41ZM67 194V193H66ZM75 194V193H74ZM97 194V193H96ZM43 195V194H42ZM48 195H49V193H48ZM60 195V194H59ZM18 196H20V195H18ZM46 196V195H45ZM62 196V195H61ZM73 196V195H72ZM78 196V194L77 195H75L74 197L76 198ZM81 196H82V194H81ZM117 196H118V194H117ZM136 196V195H135ZM142 196V195H141ZM141 196H139V194L137 195V199H138V197H139V199H138V203H139V201H140V199L142 198ZM68 197V196H67ZM74 197H73V199H74ZM78 197H80V196H78ZM126 197V195H124L123 196V198H125ZM175 197V196H174ZM6 198V197H5ZM81 198V197H80ZM12 199V198H11ZM14 199V198H13ZM68 199L71 201V198H69L68 197ZM67 199V200H68ZM72 199V200H73ZM77 199V198H76ZM76 199H74V200H76ZM82 199V198H81ZM105 199V198H104ZM147 199V198H146ZM149 199V198H148ZM147 199V200H148ZM41 200H42V198H41ZM71 201V202H75L76 203V201ZM83 200H84V198H83ZM93 200V199H92ZM182 200H184L183 199V197H182ZM29 201V200H28ZM62 201V200H61ZM99 201V200H98ZM125 201V200H124ZM161 201V200H160ZM13 202H14V200H13ZM25 202H27V201H25ZM31 202V201H30ZM35 201H33L32 203H34ZM181 202V201H180ZM183 202V201H182ZM30 204V205H33L34 206V204ZM90 203V202H89ZM158 203V202H157ZM161 203V202H160ZM164 203V202H163ZM162 203V204H163ZM172 203H174V202H172ZM185 203V202H184ZM231 203V202H230ZM69 204V203H68ZM73 204V203H72ZM91 204H93L92 202H91ZM100 204V203H99ZM175 204H178V203H176L175 202ZM29 205V206H30ZM87 205H88V202H87ZM138 205H140V203L138 204ZM138 205H137V207H138ZM98 206V205H97ZM100 206V205H99ZM149 206L151 207V205L149 204ZM180 206V205H179ZM8 207V206H7ZM70 207V206H69ZM76 207H77V204H76ZM95 207V206H94ZM104 207V206H103ZM136 207V208H137ZM161 207V206H160ZM181 207V206H180ZM9 208V207H8ZM18 208H20V207H18ZM26 208V207H25ZM30 208V207H29ZM73 208V207H72ZM97 208V207H96ZM100 208V207H99ZM136 208L134 209V212H135V210H136ZM142 208V207H141ZM235 208H236V206H235ZM23 209V208H22ZM22 209H21V211H22ZM32 209V208H31ZM47 209H49L50 210V208H48V205H47V207H46V210ZM56 209H58V208H55V211H57ZM75 209V208H74ZM74 209H72L73 211H74ZM138 209H140V208H138ZM181 209H185V208H182L181 207ZM232 209V208H231ZM33 210V209H32ZM69 210H71V209H69ZM142 210V209H141ZM218 210V209H217ZM233 210V209H232ZM3 211V210H2ZM13 211V210H12ZM29 211V210H28ZM54 211V210H53ZM54 211V215L53 216H55L57 213H58V211L57 212H55ZM96 211H98V213H99V210H97L96 209ZM110 211V210H109ZM150 211H151V209H150ZM159 211V210H158ZM177 211V210H176ZM219 211V210H218ZM230 211V210H229ZM27 212V211H26ZM32 212H36V211H32ZM49 212V211H48ZM52 212V211H51ZM50 212V214H53V212L51 213ZM66 212V211H65ZM77 213L78 214V212L80 213V211H77V210H75L74 211V213ZM212 212V211H211ZM217 212V211H216ZM15 213V212H14ZM72 213V212H71ZM71 213L69 214H66L67 216L68 215H71ZM108 213V212H107ZM106 213V214H107ZM110 213V212H109ZM108 213V214H109ZM23 214H24V212H23ZM29 214V213H28ZM63 214V213H62ZM61 214V215H62ZM96 214V213H95ZM104 213H102V215H103ZM107 214V216L109 217V218H111V222H112V220H114L113 219V217H111L112 215L111 214H109L108 215ZM156 214H157V212H156ZM156 214H154V215H156ZM201 214H203V213H201ZM232 214H234L233 212H232ZM237 214V213H236ZM49 215V214H48ZM59 215H60V213H59ZM64 215H65V213H64ZM79 215V214H78ZM77 215V218L78 217H80L81 216V214L78 216ZM159 215V214H158ZM4 216V215H3ZM22 216H24V215H22ZM56 216H58V214L56 215ZM104 216H105V214H104ZM164 216V215H163ZM188 216H189V214H188ZM200 216V215H199ZM199 216H197V217H199ZM203 216V215H202ZM211 216V215H210ZM221 216V215H220ZM257 216V215H256ZM49 217V216H48ZM61 218L62 217H66V216H60ZM81 217H83V216H81ZM146 217V216H145ZM171 218H173V216H170ZM184 217V216H183ZM183 217H182V219H183ZM193 217V216H192ZM235 217H237V216H235ZM255 217V216H254ZM4 218V217H3ZM43 218H45V217H43ZM68 218V217H67ZM77 218H75L76 220H77ZM83 218H85V217H83ZM90 218H92V217H90ZM130 218V217H129ZM169 218V217H168ZM33 219V218H32ZM54 219V218H53ZM55 219H57V217L55 218ZM74 218L73 219H71L72 220V222H75L76 220H75ZM102 219H106V218H102ZM152 219V218H151ZM150 219V220H151ZM161 219V218H160ZM163 219H165L164 217L162 218V220ZM177 219V218H176ZM190 219V218H189ZM202 219V218H201ZM201 219H200V221H201ZM215 219V218H214ZM227 219V218H226ZM1 220V219H0ZM21 220V219H20ZM23 220V219H22ZM21 220V221H22ZM47 220V219H46ZM62 220H64V218L62 219ZM142 220V219H141ZM155 220V219H154ZM196 220H197V218H196ZM30 221V220H29ZM49 221H51V220H47V222H49ZM58 221H59V218H58ZM66 221H68L67 219H66ZM105 221V220H104ZM172 221V220H171ZM180 221V220H179ZM182 221V220H181ZM180 221V222H181ZM227 221H228V219H227ZM261 221V220H260ZM16 222H17V220H16ZM60 222H61V220H60ZM64 222V221H63ZM77 222V221H76ZM106 222H107V220H106ZM163 222V221H162ZM178 222V221H177ZM184 222V221H183ZM225 222V221H224ZM2 223V222H1ZM55 223V222H54ZM62 223V222H61ZM68 223V222H67ZM101 223V222H100ZM150 223H151V221H150ZM173 223H174V221H173ZM187 223H189V221L187 222ZM20 224H23L22 222L20 223ZM49 224H50V222H49ZM48 224V225H49ZM52 224H53V222H52ZM57 224V223H56ZM55 224V225H56ZM65 223H63V225H64ZM78 224V223H77ZM103 224H105V222L103 223ZM107 224V223H106ZM160 224V223H159ZM159 224H156V222H155V225H159ZM178 224V223H177ZM177 224H175L176 226H181V225H177ZM183 224V223H182ZM235 224V223H234ZM9 225V224H8ZM71 225H72V223H71ZM85 225V224H84ZM139 225V224H138ZM152 225H154V224H152ZM172 225V224H171ZM194 225H196V224H194ZM219 225H220V223H219ZM221 225H227V223L225 224V223H223V224H221ZM13 226V225H12ZM59 226V225H58ZM76 226V225H75ZM74 226V227H75ZM89 226H90V224H89ZM173 226H174V224H173ZM71 227V229L73 228L72 226H70ZM136 227H138V226H136ZM154 227V226H153ZM157 227V226H156ZM155 227V228H156ZM163 227V226H162ZM182 227V226H181ZM219 227V226H218ZM16 228V227H15ZM21 228V227H20ZM41 228H43V227H41ZM58 228V227H57ZM85 228V230H86V227H84ZM159 228V227H158ZM169 228H171V227H169ZM186 228H189L190 229V227H188V225H187V227ZM22 229V228H21ZM20 229V230H21ZM24 229H26V228H24ZM66 230H67V228H65ZM70 229V230H71ZM88 229V228H87ZM91 229V228H90ZM94 229H95V227H94ZM138 229V228H137ZM136 229V230H137ZM208 230V228H206V226H205V230ZM19 230V231H20ZM23 230V229H22ZM45 231H46V228L44 229ZM59 230V229H58ZM70 230H69V232H70ZM153 230V229H152ZM171 230H173V229H171ZM185 230V229H184ZM214 230V229H213ZM19 231H18V234H19ZM49 231V230H48ZM48 231H47V233H48ZM88 231V230H87ZM158 231H159V229H158ZM174 231V230H173ZM172 231V232H173ZM210 231H211V228H210ZM210 231H207V232H210ZM23 232V231H22ZM55 232H58L57 231V229L55 230ZM61 232V228H60V230H59V233ZM68 232V233H69ZM124 232V231H123ZM135 232V231H134ZM136 232H140V231H136ZM178 232V231H177ZM184 232V231H183ZM197 232V231H196ZM248 232V233H249ZM15 233V232H14ZM67 233V232H66ZM65 233V234H66ZM67 233V234H68ZM105 233V232H104ZM154 233H155V231H154ZM160 233H162V232H160ZM180 233H181V231H180ZM180 233L178 234L179 236H180ZM185 233H186V231H185ZM187 233H190L191 234V231L189 230V231H187ZM18 234H16V235H18ZM66 234V235H67ZM86 234H88V233H86ZM107 234V233H106ZM120 234V233H119ZM137 234V233H136ZM136 234H134V235H136ZM166 234H168V233H166ZM173 234H175V233H173ZM172 234V235H173ZM8 235V234H7ZM45 235V233L43 234V236ZM133 235V236H134ZM163 235V234H162ZM186 235V234H185ZM49 236V235H48ZM56 236H58V235H56ZM87 236V240L89 239L88 238V236H89V234L88 235H86ZM92 236V235H91ZM102 236H103V234H102ZM105 236V235H104ZM104 236L103 237H101V239L103 240V239H105L104 238ZM142 236H144L143 234H142ZM161 236V235H160ZM179 236H176V237H179ZM206 236H208V234L206 235ZM213 236V235H212ZM229 236H230V234H229ZM12 237V236H11ZM35 237V236H34ZM51 237V236H50ZM107 237V236H106ZM120 237H122V236H120ZM195 237H197V236H195ZM199 237V236H198ZM22 238V237H21ZM33 238V237H32ZM31 238V239H32ZM37 238H38V236H37ZM36 238V239H37ZM48 239V237H43V239L45 240V239ZM63 239H64V237H62ZM92 238H94L93 236H92ZM91 238V239H92ZM134 238V237H133ZM143 238V237H142ZM171 238V237H170ZM173 238V237H172ZM171 238V239H172ZM189 238V237H188ZM187 238V239H188ZM256 238V237H255ZM42 239V238H41ZM42 239V240H43ZM57 239V238H56ZM58 239H60L59 237H58ZM135 239H137V235H136V237H135ZM174 239V238H173ZM180 239V238H179ZM185 239V238H184ZM187 239H185V240H183V242L185 241L186 242V240ZM196 239V238H195ZM199 239V238H198ZM204 239V238H203ZM203 239H201V240H199V241H204ZM216 239H218L217 238V236H216V238H214V240H216ZM55 242H57L56 244H58V243H60L61 241L60 240H55V239H53ZM71 240V239H70ZM106 240V239H105ZM108 240V239H107ZM168 240V239H167ZM176 240H178V238L176 239ZM213 240V239H212ZM213 240V241H214ZM263 240H264V236H263ZM9 241V240H8ZM16 241V240H15ZM93 241V240H92ZM96 241V240H95ZM132 241V240H131ZM145 242H146V239L144 240ZM182 241V240H181ZM257 241V240H256ZM20 242V241H19ZM37 242H40L39 244H40V246H41V241L39 240V239H37ZM63 243L65 242L66 243V241L64 240V241H62ZM61 242V243H62ZM90 242V241H89ZM128 242H130V241H128ZM135 242V241H134ZM144 242V243H145ZM180 242V240L177 242V244H172V245H152V243L150 244V246L148 245H139V243L138 244H136V245H128V246H124V245H122V246H119L118 248H117V246L116 245H113V244H92V243H82V244H74L75 246H72V245H70V246H65V247H67L66 249H65V247H64V249H65V252H64V256L62 255V257H65L63 260L60 258V260L58 259L57 261L58 262H55L56 260L52 257V259H53V261L54 262H52V261H50V262H46V260H45V262H38V261H33V262H31V261H29L28 262V264H185V263H188V262H191V259H192V256H191V254H192V251H193V247L195 246H191L190 244H181V243H179ZM182 242V243H183ZM196 242V241H195ZM253 242H254V240H253ZM9 243V242H8ZM97 243H98V241H97ZM135 243H137V242H135ZM147 243V242H146ZM148 243H149V241H148ZM163 243H164V241H163ZM169 243V242H168ZM171 243H173L172 242V240H171ZM179 243V244H178ZM187 243V242H186ZM204 243H207V242H203V243H200L201 245L202 244H204ZM39 244L37 245V246H39ZM55 244V245H56ZM125 244V243H124ZM157 244H158V242H157ZM198 243H196V245H197ZM253 244V243H252ZM16 244H14L13 246H15ZM44 245V244H43ZM67 245V244H66ZM125 245H127V244H125ZM205 245V244H204ZM29 246V245H28ZM36 246V245H35ZM37 246L35 247L36 249H37ZM4 247H6V246H4ZM3 248V247H2ZM8 248V247H7ZM29 247H27V249H28ZM59 247L57 246V248H55V250L54 251H56V249H58ZM117 248V249H116ZM195 248V247H194ZM31 249H32V247H31ZM196 249V248H195ZM35 250V249H34ZM53 250V249H52ZM52 250H50V251H52ZM59 250V249H58ZM61 250H62V248H61ZM7 251V250H6ZM11 252L13 251V250H10ZM35 251H37V250H35ZM60 251V250H59ZM59 251H57L58 253L57 254H59ZM2 252V251H1ZM4 252V251H3ZM8 252V251H7ZM22 252V251H21ZM61 252V251H60ZM50 253V252H49ZM219 253H220V251H219V249L218 250H216L215 251V253H214V255L216 256V257H218L219 256ZM22 254V253H21ZM20 254V255H21ZM53 254V253H52ZM0 255H1V253H0ZM6 255V254H5ZM15 255V254H14ZM19 255V256H20ZM4 256V255H3ZM18 256V257H19ZM15 257V256H14ZM18 257L17 258H15V259H18ZM61 257V256H60ZM6 258V257H5ZM20 258V257H19ZM22 258V260L24 259L23 258V256L21 257ZM21 258L20 259H18V260H16V262L18 261V264L20 263V261H21ZM44 258L46 259V256H44ZM49 258V257H48ZM55 258H56V256H55ZM201 258V257H200ZM32 260V259H31ZM50 260V259H49ZM9 261V260H8ZM24 261V260H23ZM21 263H23L22 261H21ZM23 264H25V263H23Z\"/></svg>",
  "mask_w": 264,
  "mask_h": 264
}]
</instances>
